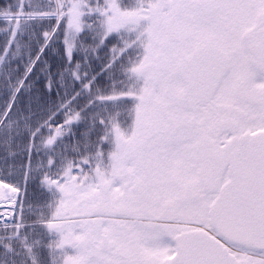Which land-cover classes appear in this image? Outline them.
Segmentation results:
<instances>
[{"label":"snow or ice","instance_id":"1","mask_svg":"<svg viewBox=\"0 0 264 264\" xmlns=\"http://www.w3.org/2000/svg\"><path fill=\"white\" fill-rule=\"evenodd\" d=\"M0 264H264V0H2Z\"/></svg>","mask_w":264,"mask_h":264},{"label":"trees","instance_id":"2","mask_svg":"<svg viewBox=\"0 0 264 264\" xmlns=\"http://www.w3.org/2000/svg\"><path fill=\"white\" fill-rule=\"evenodd\" d=\"M0 2H2V0H0ZM44 59L49 60L51 62H54L56 58L54 56H52L51 53H49L48 56H46Z\"/></svg>","mask_w":264,"mask_h":264}]
</instances>
